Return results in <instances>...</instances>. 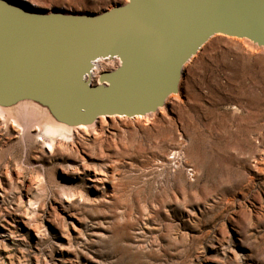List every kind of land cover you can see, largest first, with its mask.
Instances as JSON below:
<instances>
[{
	"label": "rangeland",
	"instance_id": "obj_1",
	"mask_svg": "<svg viewBox=\"0 0 264 264\" xmlns=\"http://www.w3.org/2000/svg\"><path fill=\"white\" fill-rule=\"evenodd\" d=\"M31 1L96 14L128 0ZM169 101L148 119L100 117L52 151L0 117V264H264V48L211 37Z\"/></svg>",
	"mask_w": 264,
	"mask_h": 264
},
{
	"label": "water",
	"instance_id": "obj_2",
	"mask_svg": "<svg viewBox=\"0 0 264 264\" xmlns=\"http://www.w3.org/2000/svg\"><path fill=\"white\" fill-rule=\"evenodd\" d=\"M215 35L264 48V0H128L96 14L0 0V107L32 102L69 127L154 114Z\"/></svg>",
	"mask_w": 264,
	"mask_h": 264
},
{
	"label": "bare ground",
	"instance_id": "obj_3",
	"mask_svg": "<svg viewBox=\"0 0 264 264\" xmlns=\"http://www.w3.org/2000/svg\"><path fill=\"white\" fill-rule=\"evenodd\" d=\"M26 2H28L30 5H32L34 8L37 9V5L31 1V0H24ZM126 1V0H125ZM195 56V55H194ZM191 60V59H190ZM189 60V61H190ZM112 65V64H111ZM179 94V93H178ZM178 94H172L170 95L166 102H170L169 100L170 99H178ZM22 105H24V107L26 109L28 108H31L33 111L34 110H40L42 111L43 113L46 112L45 109H42V108H39L36 104L32 103V102H22ZM17 110V109H16ZM19 111V110H18ZM159 112L160 111H163V108H159L158 110ZM36 113V112H35ZM18 114V113H17ZM28 115V114H27ZM153 115V114H152ZM151 115V116H152ZM8 112H6V109H3L0 107V117L4 120H9L10 123L12 122V126H16L18 127L22 132L25 131L24 129H30V130H33V131H38V132H43L44 135H45V139H47L49 142H48V147L50 149V151L53 150L54 148V144L53 142L51 143V141H54V138L56 137H60V138H67L69 137L70 134L72 131H76V130H83V129H92L93 125L94 124H91V125H88V126H76V127H69V126H66L62 123H59V122H56L54 120H52L50 118V116L47 115V122L43 125H41L39 122H35L33 120H31L30 123L26 124L27 126H23L21 125L20 123H18V121H16V119H11L10 117H8ZM29 117V116H28ZM104 116H102L103 118ZM123 117V116H121ZM139 117V116H138ZM145 118H149L148 116L145 117ZM34 122V123H33ZM74 129V130H73ZM77 132V131H76ZM43 138V137H42ZM71 138V137H70ZM42 140V139H41ZM44 140V139H43ZM49 151V152H50ZM94 174H93V182H97V183H102L104 181H107L108 179L106 177H104L103 175H106L105 171L102 169V168H94ZM81 172V171H80ZM102 174V175H101Z\"/></svg>",
	"mask_w": 264,
	"mask_h": 264
},
{
	"label": "built area",
	"instance_id": "obj_4",
	"mask_svg": "<svg viewBox=\"0 0 264 264\" xmlns=\"http://www.w3.org/2000/svg\"><path fill=\"white\" fill-rule=\"evenodd\" d=\"M111 63H115L116 64V66L118 65V60H114V61H111ZM99 66H100V64H99ZM115 66V67H116ZM114 67V68H115ZM113 68V69H114ZM100 72H99V68L98 69H96V70H94V72H93V74H92V83L93 84H95V83H97V77H98V74H99ZM189 172H192V169H189ZM190 175L192 174V173H189Z\"/></svg>",
	"mask_w": 264,
	"mask_h": 264
}]
</instances>
